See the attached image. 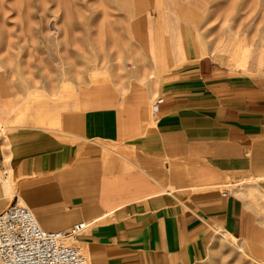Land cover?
<instances>
[{
    "label": "rangeland",
    "instance_id": "rangeland-1",
    "mask_svg": "<svg viewBox=\"0 0 264 264\" xmlns=\"http://www.w3.org/2000/svg\"><path fill=\"white\" fill-rule=\"evenodd\" d=\"M199 57L264 80V0H0V168L5 134L32 128L79 143V156L104 157L113 172L142 169L139 141L153 125L158 86ZM25 176L13 172V187ZM2 186L0 211L13 202ZM249 195L248 236L217 231L200 256L150 253L148 264H261L264 196ZM107 221L82 233L90 264L111 246L94 234Z\"/></svg>",
    "mask_w": 264,
    "mask_h": 264
},
{
    "label": "crops",
    "instance_id": "crops-1",
    "mask_svg": "<svg viewBox=\"0 0 264 264\" xmlns=\"http://www.w3.org/2000/svg\"><path fill=\"white\" fill-rule=\"evenodd\" d=\"M157 91L162 100L139 141L142 169L113 172L104 157L79 156V143L23 128L5 134L3 193L48 231L108 217L94 234L111 246L93 264H148L150 253L178 249L195 257L217 231L248 236L256 221L250 190L264 196V80L199 57ZM13 172L26 175L16 187Z\"/></svg>",
    "mask_w": 264,
    "mask_h": 264
},
{
    "label": "built area",
    "instance_id": "built-area-1",
    "mask_svg": "<svg viewBox=\"0 0 264 264\" xmlns=\"http://www.w3.org/2000/svg\"><path fill=\"white\" fill-rule=\"evenodd\" d=\"M161 100L153 103L154 113ZM86 226L77 222L64 230H45L31 209L16 200L0 211V264H90L79 243Z\"/></svg>",
    "mask_w": 264,
    "mask_h": 264
},
{
    "label": "bare ground",
    "instance_id": "bare-ground-1",
    "mask_svg": "<svg viewBox=\"0 0 264 264\" xmlns=\"http://www.w3.org/2000/svg\"><path fill=\"white\" fill-rule=\"evenodd\" d=\"M198 41H199L200 43L202 42L201 39H198ZM243 46H245V45H242V47H243ZM242 50H243V49H242ZM244 50H245V49H244ZM244 52H246V51H244ZM244 55H245V54H244ZM244 55H243V56H244ZM239 56H240V55H239ZM244 57H245V56H244ZM247 57H248V56H247ZM244 59H245V58H244ZM241 60H242V59H241ZM238 61H239V60H238ZM243 61H244V60H243ZM243 61H242V62H243ZM236 62H237V61H236ZM242 62H241V63H242ZM244 62H245V61H244ZM239 64H240V63H239ZM4 127H5V126H4ZM0 172H1V173H0L1 179L3 180V185L6 186V187L8 188V187L10 186V185H9V184H10V181L7 180V178H6L8 173H7V171H6L5 169H1ZM8 189H9V188H8ZM22 203H23V202H22ZM86 225H87V224H86ZM86 227H87V226H86ZM261 264H264V261H262Z\"/></svg>",
    "mask_w": 264,
    "mask_h": 264
}]
</instances>
